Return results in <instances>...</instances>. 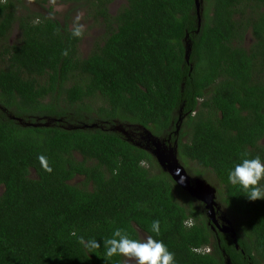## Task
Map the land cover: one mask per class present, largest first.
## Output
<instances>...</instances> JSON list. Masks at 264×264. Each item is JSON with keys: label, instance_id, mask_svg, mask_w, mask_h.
Wrapping results in <instances>:
<instances>
[{"label": "trees", "instance_id": "obj_1", "mask_svg": "<svg viewBox=\"0 0 264 264\" xmlns=\"http://www.w3.org/2000/svg\"><path fill=\"white\" fill-rule=\"evenodd\" d=\"M34 1L92 4L70 12L92 8L104 31L83 55L84 32L72 36L68 22L26 1L0 0V264H126L104 254L116 228L163 240L176 264H264V199L248 200L227 179L242 156L264 157V0H201L200 24L195 0H121L116 14L115 0ZM116 125L176 142L193 178L215 179L239 248ZM72 231L101 247L88 251Z\"/></svg>", "mask_w": 264, "mask_h": 264}, {"label": "clouds", "instance_id": "obj_2", "mask_svg": "<svg viewBox=\"0 0 264 264\" xmlns=\"http://www.w3.org/2000/svg\"><path fill=\"white\" fill-rule=\"evenodd\" d=\"M202 5V3H201ZM79 17L72 30V36L80 37L83 34V25L79 24ZM67 55V52H65ZM46 157L41 155L38 160L43 162L42 166L46 171L52 169L46 163ZM179 175V173H178ZM228 182L237 185L245 191V196L250 201L264 199V157L256 155L249 157L244 155L239 162L235 163L229 169L227 175ZM181 183L184 182L183 177ZM218 215H220L218 213ZM150 230L156 236L161 233V222L153 220ZM77 238V242L88 251H93L101 247V242L84 236H77L75 231L70 233ZM105 256L112 258L114 256H123L129 260H135V264H176L175 253L170 251L163 240L155 239L152 235L144 239H133L123 229L116 228L111 237L103 240Z\"/></svg>", "mask_w": 264, "mask_h": 264}, {"label": "water", "instance_id": "obj_3", "mask_svg": "<svg viewBox=\"0 0 264 264\" xmlns=\"http://www.w3.org/2000/svg\"><path fill=\"white\" fill-rule=\"evenodd\" d=\"M195 6L196 11L198 15V20L200 24V12H201V0H195ZM188 35L186 36V38ZM185 38V61L186 63H189L190 61V54L192 50V44L189 41H186ZM184 86V84H183ZM18 120L23 123L26 126H49V121L45 123H24V121L21 118H18ZM181 122V118L179 119ZM96 125H91V127H94ZM180 126H177L176 133L179 132ZM111 130L117 131L122 133L127 137V139L131 142H133L135 145L142 147L149 151L154 158L157 160L159 165L162 167V169L165 172H168L173 180L186 192H188L191 196L196 198L197 200L203 202L205 204V207L207 209V214L209 219L214 223L213 230H217L218 227L221 232L223 233H230L232 235V238L234 242L236 243V247L239 248V245L237 243V231L235 227L233 226V223L227 218L225 214H220L218 216V213L220 211V205L217 201V190L216 188L211 185L209 182H207L203 178H193L185 169V167L181 164L178 158V150L175 145L170 143V140H161L160 138L154 136L149 130L144 129L143 130V138L147 139L146 145H143L140 141L134 140L132 137V133L129 129H127L123 125H116L111 128ZM141 133V132H140ZM179 173V175H178ZM183 177L184 182L181 183V178ZM221 217L225 224L221 226L220 224V218ZM227 264H233L231 259L227 257Z\"/></svg>", "mask_w": 264, "mask_h": 264}, {"label": "rangeland", "instance_id": "obj_4", "mask_svg": "<svg viewBox=\"0 0 264 264\" xmlns=\"http://www.w3.org/2000/svg\"><path fill=\"white\" fill-rule=\"evenodd\" d=\"M26 1V4L30 7H32L33 10H40V7H33V5L31 6L29 3V0H23ZM56 3V2H54ZM61 4V3H58ZM66 4V5H64ZM62 5H57V4H51L53 5V11H56V14L54 12V15H56L58 18H61L62 20H68L66 18V15H70V25L71 27H75L76 22H77V17H79V24L83 25V32H84V38L82 40V43L80 45V51L83 55L88 54L90 51H92L95 47V44L99 38V35H101L104 31L103 27L97 26L96 25V20L94 19V17L92 16V14L90 13L91 10L93 9H89V8H81L78 11H75L73 14L70 12V10H72L71 6L75 5L74 4H70V3H64ZM123 1L121 0H115L113 3V7L115 9H117L118 6L122 5ZM89 5V4H88ZM85 6V7H89V6ZM47 5L45 7V10L43 11V13L46 15V13H48L46 11L47 9ZM99 20H102L101 17H99ZM247 39H246V44L248 46L252 45V42L250 41H255L254 39H251L253 37V33L252 32H248L247 34ZM11 40L9 39V42L11 41V44L16 43L20 37V33L19 30L14 28L11 31ZM1 60V59H0ZM211 178H213V174H209ZM215 179H213V184H217ZM211 184V183H210ZM211 184V185H213ZM229 217V216H228ZM231 222L234 221L233 217L231 220V217L228 218ZM148 235L144 232H141V239L146 238ZM125 263L126 264H135V260H129L128 258L125 257Z\"/></svg>", "mask_w": 264, "mask_h": 264}, {"label": "flooded vegetation", "instance_id": "obj_5", "mask_svg": "<svg viewBox=\"0 0 264 264\" xmlns=\"http://www.w3.org/2000/svg\"><path fill=\"white\" fill-rule=\"evenodd\" d=\"M86 1L87 0H84L82 3H86ZM91 1H96V0H91ZM29 3H30V5L32 6L33 5V7H40V10H33L32 9V7H30V9H31V11H33V12H37V13H41L42 15H45L44 13H43V11L45 10V7H46V5L48 6L47 7V9H46V11L48 12V13H46V15H48V16H51V17H53V18H58L56 15H54V12L56 13V11H53V9H52V12H50L48 9L50 8V7H53V5H51V4H57V5H62V4H64V3H61V4H58L59 2H56V3H54V2H48V3H46V4H39V3H37V2H35L34 0H29ZM113 3H114V1L109 5V7L111 8V11L114 13V14H116L117 13V11H118V9H119V7H123V4L122 5H120V6H118L117 7V9H115L114 7H113ZM64 5H66V4H64ZM89 7H95L94 5H92V4H89L88 5ZM71 7H85V6H79V5H77V4H75V5H72ZM80 8H77V10L76 11H78ZM92 9V8H91ZM71 11V10H70ZM74 13V12H73ZM72 13V14H73ZM60 21H61V23H62V25H63V27H65V26H67L68 24H69V27L71 28V29H73V27H71V25H70V22H69V20L67 21L66 20V22H68V24H66V22H65V20H62L61 18H58ZM14 28H16V29H18L19 30V33H20V35H21V29L19 28V25H18V22H16L15 23V25H14V27L11 29V31L14 29ZM11 31H10V33H9V35H11ZM246 39H247V35L245 36V42H246ZM251 39H254L255 40V38L254 37H252ZM10 40H11V37H10ZM250 42H254L253 40L252 41H250ZM17 43V42H16ZM16 43H13V44H11V41H10V45H14V44H16ZM248 46V45H247ZM0 51H1V48H0ZM201 101L203 100V99H200ZM196 112V111H195ZM195 112H194V114H195ZM18 118H21V117H15V119H17L18 120ZM22 120H23V118H21ZM36 119H40V117H36ZM47 121H49V123L52 121H55V118H49V117H47L46 118V122ZM182 122V121H181ZM45 123V122H44ZM51 124V123H50ZM180 130V129H179ZM133 135H132V137L134 138V140H137V141H140L143 145H146V143H147V139L146 138H143V133L141 132H133L132 133ZM260 143L261 144H264V136L260 139ZM251 148V147H250ZM219 216V215H218ZM220 218V224H221V226H223L224 224H225V221L221 218V217H219ZM218 230L220 231V229H219V227H218Z\"/></svg>", "mask_w": 264, "mask_h": 264}]
</instances>
